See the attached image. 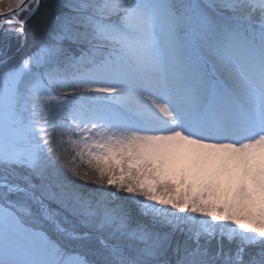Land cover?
Listing matches in <instances>:
<instances>
[{
  "label": "snow or ice",
  "instance_id": "6c2138e0",
  "mask_svg": "<svg viewBox=\"0 0 264 264\" xmlns=\"http://www.w3.org/2000/svg\"><path fill=\"white\" fill-rule=\"evenodd\" d=\"M41 8L0 0V264H264V0H61L10 65Z\"/></svg>",
  "mask_w": 264,
  "mask_h": 264
},
{
  "label": "trees",
  "instance_id": "16d2710c",
  "mask_svg": "<svg viewBox=\"0 0 264 264\" xmlns=\"http://www.w3.org/2000/svg\"><path fill=\"white\" fill-rule=\"evenodd\" d=\"M61 0H43L42 8L40 11L36 13V15L30 20L28 26L26 27L25 31L28 33V45L24 50H20L19 45L17 42H9L7 45V50L9 51L12 60L10 61V65L18 62L19 58L23 55V51L28 50L29 48L33 47L36 43V39L33 34V26L34 24L40 23V15L41 12L44 11L45 8H51V6L59 4ZM48 25L46 23H42L40 27V31L36 34L42 38L43 34L46 33ZM0 72H3V68H0Z\"/></svg>",
  "mask_w": 264,
  "mask_h": 264
},
{
  "label": "rangeland",
  "instance_id": "374dc122",
  "mask_svg": "<svg viewBox=\"0 0 264 264\" xmlns=\"http://www.w3.org/2000/svg\"><path fill=\"white\" fill-rule=\"evenodd\" d=\"M2 41H3V38L0 37V48L3 47V42H2ZM12 41H13V42H16L14 39H10V40H9V42H12Z\"/></svg>",
  "mask_w": 264,
  "mask_h": 264
},
{
  "label": "water",
  "instance_id": "95a60500",
  "mask_svg": "<svg viewBox=\"0 0 264 264\" xmlns=\"http://www.w3.org/2000/svg\"><path fill=\"white\" fill-rule=\"evenodd\" d=\"M41 3H42V0H41ZM30 22V21H29Z\"/></svg>",
  "mask_w": 264,
  "mask_h": 264
}]
</instances>
